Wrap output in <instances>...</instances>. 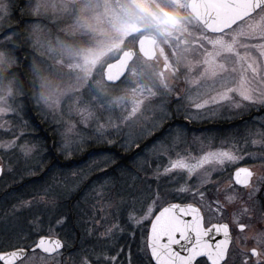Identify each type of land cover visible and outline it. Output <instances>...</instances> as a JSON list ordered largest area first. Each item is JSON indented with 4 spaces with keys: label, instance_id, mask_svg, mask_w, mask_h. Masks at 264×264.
Masks as SVG:
<instances>
[{
    "label": "snow or ice",
    "instance_id": "1",
    "mask_svg": "<svg viewBox=\"0 0 264 264\" xmlns=\"http://www.w3.org/2000/svg\"><path fill=\"white\" fill-rule=\"evenodd\" d=\"M39 121L51 137L30 111L0 123V264H264L237 246L264 215V92L214 81L139 125ZM93 144L108 147L69 188L62 169Z\"/></svg>",
    "mask_w": 264,
    "mask_h": 264
},
{
    "label": "rangeland",
    "instance_id": "2",
    "mask_svg": "<svg viewBox=\"0 0 264 264\" xmlns=\"http://www.w3.org/2000/svg\"><path fill=\"white\" fill-rule=\"evenodd\" d=\"M15 3L0 0V32L10 27L8 18ZM25 5L29 17L16 28V42L12 32L0 36V67L3 71L12 67L15 55L9 45L19 48L20 38L34 58V106L40 115L54 113L92 127L126 121L139 125L163 103L205 83L264 92V8L211 35L187 9L162 11L151 0H26ZM144 32L158 38L154 59L136 56L121 80L107 83L102 76L105 65L133 48ZM144 70L156 81L150 82ZM2 76L0 123L12 114L20 118L21 107L10 101L12 83ZM171 107L175 111L176 105ZM178 115L184 120L182 113ZM76 171L68 174L69 188L75 184ZM246 229L245 235L253 236L257 229H264V219H247Z\"/></svg>",
    "mask_w": 264,
    "mask_h": 264
},
{
    "label": "trees",
    "instance_id": "3",
    "mask_svg": "<svg viewBox=\"0 0 264 264\" xmlns=\"http://www.w3.org/2000/svg\"><path fill=\"white\" fill-rule=\"evenodd\" d=\"M25 2H26V0H16V3H15V5L13 4L12 10H11L9 18H8L11 25H10V27H8V29L6 28L5 30L0 32V36L2 35V33H4V31H5V33L7 32L10 34L12 32L13 44L16 42L14 40V34L16 31V28L24 26V23L28 20V17H29L28 16L29 14H27L25 12L28 9L25 5ZM10 3H11V1H10ZM12 42L10 45H12ZM17 42L19 44V46H18L19 48L13 49V47H11L9 45V51L12 54L14 53L13 56L15 55L12 67L9 68L7 71H3V69L0 67V78H1L2 74H4L7 78H9V80H11V83H12L11 87L13 90L11 93L10 101L14 102L15 106H19V107L21 106L20 110H18V113H20L19 114L20 118H18L17 116L15 118L22 120L24 114L26 112L30 111L31 114L33 116H35L37 118V121L40 123L41 133L47 134L49 137H51V134H48L46 131L47 125L43 124L42 121H39L41 115L35 109V106H34L35 101H34L33 93H35V86H34L35 80L32 79V76H31V69H32V75L34 72L33 55H30V53H28L29 52L28 48L25 46V44H24V46L22 45L20 38H19V40L17 39ZM5 49H8V48L6 47ZM31 58H33L32 61H31ZM142 74L145 75L146 77L148 76L150 78V82L156 81L153 79L154 78L153 76L151 77L152 74L149 73L147 70H144V73H142ZM2 77H4V76H2ZM6 77H4L5 81L8 80ZM2 81H3V79L0 80V83H2ZM16 102L17 103L19 102V103L17 104ZM16 115H17V113H16ZM176 119H177V121H179L181 123L184 122V120L179 115L176 116ZM191 126L195 127V125H191ZM208 126H210V125H208ZM24 131L30 133V132H32V129L29 127L28 129H25ZM48 143H49V145H51L52 140L49 139ZM105 147H108V146L102 145V144L87 145L83 149V151H81L80 153H77V155L75 157H73L72 162L69 164V166L62 169V171L64 172V175L66 177L67 182H69L68 174L71 170H73L75 168L79 169L80 167H85L89 164L90 159H91L88 156L89 152L99 151L100 149H103ZM111 150L113 152L120 153L121 155L127 154L125 149H123L117 145L114 148H112ZM53 154L55 155V158L59 164L64 165L67 163L66 160L62 156H59L56 153L55 149H53ZM72 203H75V201L70 200L69 204H72Z\"/></svg>",
    "mask_w": 264,
    "mask_h": 264
},
{
    "label": "water",
    "instance_id": "4",
    "mask_svg": "<svg viewBox=\"0 0 264 264\" xmlns=\"http://www.w3.org/2000/svg\"><path fill=\"white\" fill-rule=\"evenodd\" d=\"M264 6V0H189L188 11L211 34L222 33L241 20L247 18ZM157 36L152 32L141 34L135 49L123 50L117 59L109 62L103 69L107 83L118 82L126 73L136 51L146 60L156 56Z\"/></svg>",
    "mask_w": 264,
    "mask_h": 264
},
{
    "label": "flooded vegetation",
    "instance_id": "5",
    "mask_svg": "<svg viewBox=\"0 0 264 264\" xmlns=\"http://www.w3.org/2000/svg\"><path fill=\"white\" fill-rule=\"evenodd\" d=\"M151 1H152V5L154 6V8L162 10V11L172 10V9H177V10L187 9L188 11V1L189 0H151ZM164 3L166 5H164ZM261 8H264V6H262ZM246 213L248 214V216L253 215L251 211L246 212ZM246 213H244L245 214L244 217L246 216ZM257 217H262L264 219V215L256 214L255 218ZM243 222L246 225L247 219H244ZM245 232L241 235V239H243L245 243L240 244L239 241H237V246L240 247L242 251H245V252L248 251L252 247H256L258 250L264 253V229H257L254 235L251 237L246 236Z\"/></svg>",
    "mask_w": 264,
    "mask_h": 264
}]
</instances>
